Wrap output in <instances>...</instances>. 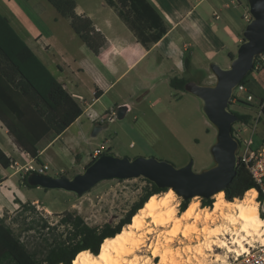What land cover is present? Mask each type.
Here are the masks:
<instances>
[{"label": "rangeland", "instance_id": "rangeland-1", "mask_svg": "<svg viewBox=\"0 0 264 264\" xmlns=\"http://www.w3.org/2000/svg\"><path fill=\"white\" fill-rule=\"evenodd\" d=\"M212 62L226 67L230 60L227 54L213 56L207 66H199L185 72V77L199 84L214 83L216 78L210 69ZM48 64L51 70L55 71V67L49 62ZM147 73L151 74L150 72ZM147 73H142L137 81H145L149 77ZM256 73L257 71L253 70L248 74V81L245 84L246 91L238 92L240 100L244 103L232 101L233 103L229 105L230 110L249 113L252 116V120L248 124L234 123V134L241 141V145H238L236 151L237 155L242 152L244 139L251 137L254 144L258 145L260 136L264 134V113L257 117L259 105L264 101V82L255 75ZM260 73L264 75L262 72ZM208 74L209 78H207ZM148 81L152 82L153 80L150 77ZM169 92L172 94L171 98L161 96ZM247 93L252 94L253 99L251 101H246ZM82 94L88 95L85 92H82ZM157 94L158 96L139 97L138 103L133 106L131 111L129 109L123 118L118 119L115 115L113 120H106V127L95 137L90 136L93 126L90 125V121L84 111L82 116L62 135L63 138L73 134V136H77L75 142H80L81 144L77 143L76 146H71L68 141H62L63 143L57 141V143L54 142L51 146L44 148L41 157L47 165V169L40 173L51 176L62 174L72 177L74 174L82 172L86 164L105 149H109L111 153L118 156H128L130 158L137 155L154 156L158 159L167 160L176 167L184 165L190 158H193V169L195 171H200L213 165L210 147L216 139V128L202 112L199 98L188 91L174 90L170 85L164 88L159 86ZM159 96L161 97L159 98ZM87 100L88 102L91 101L89 98ZM104 102H106V99H104ZM106 103L109 104V102ZM104 104L96 103L92 107L100 114H103L106 110ZM110 107V110L115 109V112L117 111L118 106L114 107V105H111ZM82 131L83 133L81 134ZM39 146L43 148L45 144L41 142ZM11 155L13 157L10 162H13V164L8 167L15 174L10 177L7 183L0 186V205H2L0 215L5 217V222L11 225L14 232L19 235L20 239L25 242L27 248L31 251L36 249L35 244L32 243V235L35 232L23 228L24 224L31 218H45L50 225H58L60 215L64 211H71L80 215L88 225H102L109 221L112 225H115L125 215L131 205L139 199L144 192V187L148 184L144 177L111 178L100 181L82 195H76L73 192L57 188L28 187L22 182L23 175L27 171L25 167L31 164L35 169L34 171H38V163L34 160L31 161V158L25 152L21 154L18 151H12ZM14 160H17V163ZM164 192L157 193V195H162ZM257 196L258 191L255 197L256 200ZM209 198L212 203L210 206L205 207L201 205V197H193L189 201V203L198 201L197 214L200 217L195 222L199 228L198 233L191 232L182 235L179 232L176 236L167 234V237L172 238L167 243L161 234L164 235V232L170 230L171 225L168 224L164 227H157L153 233L149 234L150 240L153 241L160 234V241L163 247L171 249V253L178 264H216L220 261L224 262L233 252L226 251L225 248H218L215 245H212V248H208L204 244L202 228H223V226H228L229 224L219 215H213V221H205L203 219L201 210L203 208H212L215 201L214 196ZM14 199L24 202L38 199L54 211L48 213L44 208L35 206V210L16 215L21 205L20 203L14 204ZM182 200L183 198L175 193L173 203L176 204L178 214L181 212L180 203ZM258 211L259 215L260 212L264 213V205L260 202H258ZM15 215L17 220L13 219ZM190 222H193V218L189 221H183V225ZM235 226L238 227L239 224L237 223ZM62 230H66L65 227L58 226L55 232ZM226 237L228 238V236ZM212 238L218 241V238L214 236ZM259 240L260 238L255 236L254 238H248V243L255 245L264 241V239L263 241ZM199 245L203 251L200 255L195 250ZM36 253L40 255L39 250ZM136 254L141 257V264L143 263L142 260L147 256H149L150 260L146 264H160V257H153L147 250L146 245L136 251Z\"/></svg>", "mask_w": 264, "mask_h": 264}, {"label": "crops", "instance_id": "crops-1", "mask_svg": "<svg viewBox=\"0 0 264 264\" xmlns=\"http://www.w3.org/2000/svg\"><path fill=\"white\" fill-rule=\"evenodd\" d=\"M147 1L166 28L161 38L148 47L138 41L134 32L105 0L76 1V12L88 16L95 29L104 36L94 48L88 47L79 38L69 20L61 16L47 0H0V12L80 103L93 126L96 122L92 118L110 112L111 105H126V112L129 109L131 111L139 97L158 96V87L170 85L171 77H185V72L207 66L213 56L227 54L229 58L230 53L235 54L243 39V29L250 19L247 0ZM185 57L189 59L188 67L185 66ZM48 62L55 67V71L51 70ZM255 70V75L264 82V75L260 73L264 74V70L259 65ZM142 73H147L153 81L149 82L148 78L137 81ZM81 91L88 95H83ZM171 95L169 92L161 96L171 98ZM77 96H81L84 101L80 102ZM87 98L91 101L88 102ZM96 103H105L103 114L92 107ZM261 103L264 105V101ZM71 125L54 140L43 142L45 146L40 147L41 155L44 148L57 141H68L71 146H76L77 136L69 134L62 138ZM262 137L264 134L260 139ZM0 147L11 158L12 151L24 153L9 137L1 121ZM14 162L17 163V160ZM12 164L10 162L9 166ZM14 174L9 167L0 164V186L7 183ZM27 202L37 208H44L48 213L54 211L38 199ZM15 203L24 201L14 199Z\"/></svg>", "mask_w": 264, "mask_h": 264}, {"label": "trees", "instance_id": "trees-1", "mask_svg": "<svg viewBox=\"0 0 264 264\" xmlns=\"http://www.w3.org/2000/svg\"><path fill=\"white\" fill-rule=\"evenodd\" d=\"M47 1L61 16L69 20L72 29L88 47L94 48L104 39L103 34L95 29L88 16L76 12L77 0ZM105 2L115 10L134 32L138 41L146 47L159 40L166 32L160 16L147 0ZM234 55L230 53L229 58ZM258 58L259 55L256 56L252 69L241 79V84L247 83V76L256 69ZM185 66H189L187 57ZM260 68L264 70V64H261ZM189 80L191 79L173 76L169 79V84L174 90L185 91L184 85ZM238 102L244 103L240 99ZM231 103L232 98L229 105ZM232 111L238 117L237 123L248 124L252 120L249 113ZM82 113L80 103L35 54L9 19L0 12V121L15 145L32 160L43 165L45 163L41 157L40 143L54 140ZM234 123L231 127L232 135L240 146L241 141L234 134ZM260 144L264 146V137L260 139ZM109 152V149H105L99 154ZM11 159L0 147V164L8 167ZM29 171L33 170L25 172L22 182L28 187H35L26 181ZM145 180L148 184L144 187L143 194L115 225L110 221L102 225H88L80 215L71 211H64L60 215L58 225H50L45 218H31L23 228L35 232L32 235V243L36 249L33 251L27 248L11 225L5 222V217L0 215V264H71L75 255L82 250L98 254L103 240L114 236L123 226L130 223L131 217L152 194L167 190L157 187L148 179ZM251 188L258 191L257 200L264 205V177L262 184L257 183L244 162L238 158L236 173L224 189L225 198L227 200L242 198L245 191ZM189 201L190 199L181 201V212L187 208ZM211 203L210 198H201L203 207L210 206ZM20 205L16 215L35 210V205L31 202ZM16 215L14 220H17ZM260 216L264 218V213L260 212ZM58 226H63L66 230L55 232ZM38 250L40 255L36 253Z\"/></svg>", "mask_w": 264, "mask_h": 264}, {"label": "water", "instance_id": "water-1", "mask_svg": "<svg viewBox=\"0 0 264 264\" xmlns=\"http://www.w3.org/2000/svg\"><path fill=\"white\" fill-rule=\"evenodd\" d=\"M247 4L250 19L243 29V39L229 65L223 67L215 62L210 64L216 78L212 84H199L189 80L184 85L185 91L199 98L202 112L216 128V139L210 147L213 165L195 171L193 158L176 167L169 161L154 156L137 155L130 158L109 152L97 155L82 172L72 177L29 171L27 183L30 186L63 189L82 195L105 179L144 177L157 187L173 189L184 200L195 196L209 198L219 191L224 192L236 173L238 162L236 151L239 145L231 131L232 124L238 117L229 109V102L234 88L252 69L256 56L264 52V0H247ZM126 110V105L118 106L116 117L123 118ZM105 127L106 122H96L90 136H97Z\"/></svg>", "mask_w": 264, "mask_h": 264}, {"label": "bare ground", "instance_id": "bare-ground-1", "mask_svg": "<svg viewBox=\"0 0 264 264\" xmlns=\"http://www.w3.org/2000/svg\"><path fill=\"white\" fill-rule=\"evenodd\" d=\"M256 195L257 190L254 188L245 191L242 198L234 200L225 199L223 191L213 195L215 198L213 207L201 210L203 219L213 221V215H219L229 223L230 227L202 228L206 247L212 248V245H215L218 248H225L226 251L245 252L248 250L247 244L252 245L248 243V238L258 236L259 241H263L264 218L259 215ZM174 199L175 192L171 188L162 195L152 194L131 217L130 223L123 226L114 236L103 240L98 254L82 250L75 255L71 264H141V257L136 254V251L144 245L153 257H160V264H178L171 249L163 247L160 234L154 241L149 238V234L153 233L157 227L168 224L171 225L170 230L164 232V235L161 234L167 243L172 239L167 237V234L176 236L179 232L182 235L199 232L195 224L200 217L197 214L198 201L190 202L187 208L178 214L176 204L173 203ZM191 218L193 222L183 225V221H189ZM237 223L238 227L235 226ZM212 236L218 238V241L211 239ZM195 250L199 255L203 252L200 245ZM149 260L147 256L142 260V264L148 263Z\"/></svg>", "mask_w": 264, "mask_h": 264}, {"label": "built area", "instance_id": "built-area-1", "mask_svg": "<svg viewBox=\"0 0 264 264\" xmlns=\"http://www.w3.org/2000/svg\"><path fill=\"white\" fill-rule=\"evenodd\" d=\"M261 64H264V54L261 53L258 58V62L256 66H261ZM246 86L245 84L239 83L233 90L232 93V101H238L239 95L238 92H245ZM77 98L80 100V102H83V98L81 96H77ZM253 99V96L251 93H247L246 95V101H251ZM128 108V107H127ZM264 105L261 103L259 105V112L258 116L260 117V114L263 112ZM116 115L115 110H111V112H106L99 118H95L92 120L99 121V122H105L109 119V121L113 120L114 116ZM237 157L244 162L246 167L249 169L251 175L255 179V181L259 184H262V180L264 177V146L260 143L258 145H255L252 138L249 137V139H244V147L242 149V152L237 155ZM26 170H35L33 165H29L28 167H25ZM47 169L46 164H38L37 170L38 172L45 171ZM248 250L245 252H232L230 257H227L224 262L220 261L216 264H264V241L259 242L255 245H247Z\"/></svg>", "mask_w": 264, "mask_h": 264}, {"label": "flooded vegetation", "instance_id": "flooded-vegetation-1", "mask_svg": "<svg viewBox=\"0 0 264 264\" xmlns=\"http://www.w3.org/2000/svg\"><path fill=\"white\" fill-rule=\"evenodd\" d=\"M95 122H99V121H95ZM106 122V121H105ZM104 121L103 122H99V123H105ZM97 156V155H96Z\"/></svg>", "mask_w": 264, "mask_h": 264}]
</instances>
